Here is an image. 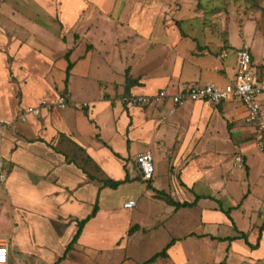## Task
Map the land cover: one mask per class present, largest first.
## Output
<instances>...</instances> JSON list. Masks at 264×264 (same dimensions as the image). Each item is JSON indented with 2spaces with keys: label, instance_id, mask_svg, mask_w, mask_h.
Here are the masks:
<instances>
[{
  "label": "rangeland",
  "instance_id": "obj_1",
  "mask_svg": "<svg viewBox=\"0 0 264 264\" xmlns=\"http://www.w3.org/2000/svg\"><path fill=\"white\" fill-rule=\"evenodd\" d=\"M60 2L61 0H46L45 4L43 0H0V219L14 218L10 211H7L6 216L2 214L3 206H11L12 212L17 211L20 214L16 197L19 194V189L17 187L10 189L7 186V181L13 180L11 184L16 183L21 186L20 183H26L38 187L46 197L51 199L52 205L58 204L59 208H61V203L64 200H69L71 195L73 196L74 188L78 190L82 186L80 191L82 198L77 196L81 207L73 213L77 218L83 217L84 213L90 212L95 200L98 199V205L101 210L115 213L113 216L114 222L131 217L133 224L138 220L140 222L145 219L141 224L144 223L149 226L155 217L165 216L170 207L161 199H149V189H146L147 183L138 176L135 165V152L142 149V144L139 142L132 144L129 150L130 153L128 152L129 154L124 159L117 156L108 157L109 159L115 158V160H109L104 155L99 158L102 151H99L100 149L93 145V153L97 154L95 159L107 166L106 173L108 176L89 159L85 154V150L78 145L79 143H75L70 137H65L60 132H57L53 139L45 144H40L39 139L34 138L41 134L44 125H47V127L51 126L50 128L55 131L58 129L55 123H43L41 110L46 109L48 111L53 109V107L60 106L44 107L40 105V102L56 101L58 96H63L67 101L65 105L68 106L70 103L71 105L69 108L57 113L59 117L65 119V122L61 123L62 127L66 125L71 129L75 126L81 127L78 110L81 109L87 112L86 115L89 117V114L94 109L99 108L98 105L102 102L98 100V97L103 90V86L98 85L96 79L117 80L119 74L112 73L113 69L118 70L128 65L130 58H133L132 71L134 74L143 72H148L150 76L168 74L179 53L184 55L186 50L188 48L192 49L195 44L202 48L210 49V52L218 54L216 56L220 59L227 58L230 53L232 56H236V52L239 49L246 48L249 50L251 68L253 67L255 74H262L263 78L264 0H124L125 17L123 19L127 23L130 21L128 24H120L122 19L118 21L119 24H114L111 19H105L102 25L99 15L94 17L95 20L90 18L86 22L91 26L90 32L104 38L106 43L102 42V44L96 46L99 51L94 52L91 58L85 61V63L89 62L87 65L84 64L82 59L78 60L77 69L74 76L67 83L66 90L63 82L67 62L64 64L63 53L73 46L70 40H73L74 37L71 33L68 42L66 41L67 33L60 31L61 22L58 20L57 14L52 12L53 8H57ZM134 2L135 4H141V10L146 8L150 11L148 20L152 23L155 20L158 42L163 41V36H159V30L165 31L166 34L169 32L172 41L167 46H165L166 43L155 44L154 50L149 53L144 52V45L141 44L143 40L140 36L136 38V32L132 29L131 16L126 12ZM72 4L75 5L73 1ZM115 8L116 6L113 12L116 11ZM139 14L141 15L142 12L140 11ZM148 20L146 19L144 23L149 22ZM86 23L81 31H77L75 37L81 36V32L87 26ZM152 23L149 22V26ZM147 28L148 26L146 30ZM177 29L182 36L190 41L183 40L175 48H171V46L176 44L174 43L176 35L173 30L178 31ZM54 31H57L58 34L57 32L54 33ZM133 33L135 35H132ZM126 35L130 36L127 37ZM59 37L64 38L63 42L65 45L61 39L59 40ZM125 39H129L130 42L125 44ZM84 46H87L86 38L73 50V59L78 57ZM107 47L108 49L111 47L114 52H109V56L106 57L102 55L101 50L103 51V48ZM196 50L198 52L201 51ZM227 60H232V58L229 56ZM220 61L223 64L224 60ZM222 64L220 70H224ZM234 67L236 74V61ZM88 68L91 73L90 78L83 76L84 70H88ZM217 87L222 86L218 85ZM82 101H89V107H84L83 103H81ZM86 102L84 103L85 105ZM207 104L210 106V110L217 106L214 103ZM34 107H38L40 113L26 112L28 108L33 109ZM210 110L205 114L207 119L203 124V132H201L203 136L193 140L198 146H206L207 151L212 150L214 147L219 148V152L215 149L214 152L227 158L226 165L229 166L231 162L234 163L233 159L238 155L233 145L236 141V137L233 134L235 122H229L228 119L222 117L224 116L223 112H219L220 118L217 115L212 116L210 115ZM112 113L113 110L109 106L106 107L94 117V123L99 126L97 131H100V136L111 145L115 152H126V145L118 132L119 130L115 132L117 127L112 118ZM189 121L190 119H188L187 123ZM89 126L94 131L93 126ZM89 126H84L88 132L90 131ZM63 132H67V130ZM92 135L94 136L93 133ZM49 136L50 134L48 133L46 137L48 138ZM90 139L96 140L92 137ZM254 140L258 148L255 137ZM79 141L81 142L82 139L80 138ZM122 149L124 150L121 151ZM258 150L260 149L252 151L255 162L250 180L259 187L262 185L264 187V175L260 169L261 158ZM262 150L264 151V149ZM47 151L48 153L59 154L60 163L58 164L55 160L53 164L47 162L46 159L52 160L50 156L45 155ZM30 153H32L30 157L33 161L27 155ZM152 156L154 165L153 185H159L163 190L167 187L172 192L173 187L170 188L171 184H175L178 187V183L181 181V178H179L180 170L167 171V163L163 165L160 156L157 157L153 154ZM166 156L167 161L176 162L172 158L175 156L174 153H171L170 157L169 155ZM124 160L126 165H129L128 168H126V165H123L124 168L120 165L121 161ZM65 163L71 167L66 166ZM237 169L240 170L239 168ZM126 173L130 178L129 181H123L116 188H101L102 180L110 178L115 180L113 176L123 177ZM239 176L237 172L235 177ZM79 177L83 178V181H78L81 180ZM124 178H121V181ZM241 178H244L243 173ZM171 180H174V183ZM237 183L238 181H236V189L238 190ZM75 184H77V187H74ZM233 189L232 194L236 198L239 190L236 192L235 188ZM222 191L217 195L218 197H220ZM2 192L4 193L2 194ZM57 195L62 197H54ZM174 197L180 199L178 195ZM239 199H242L241 196ZM127 200H134L136 205L130 209H123L122 204ZM222 201L225 203L224 199ZM260 201L262 199L249 197L244 202L243 207L232 210L233 219L229 210L231 219L225 214L227 221L222 223L218 229L220 239L232 238L244 233L247 243L250 242H248V234L250 240L254 236H258L257 240L255 238V241H253V243L258 244L261 238L259 232L262 230L261 227L264 220V211L261 209ZM225 204L228 206L227 203ZM244 208H246L245 211H243ZM188 211L189 209L181 211L183 220L186 222L190 221V219L185 217L187 213H184ZM176 215L173 214L169 220L171 223H174ZM180 216L181 214L178 215V220ZM74 221L76 220L73 215L64 214L53 218L51 224L56 230L62 232L61 239H63L64 229L73 224ZM15 223L17 224L18 221L15 220ZM164 231L165 229L162 228L158 237L164 235ZM92 238L94 239V237ZM108 238L105 237V241H102L105 243L102 244L106 247L111 245ZM147 240L145 238V244H142L143 250L141 252H145V254L139 256L142 261L158 251L154 248L158 244V239L155 238L153 243H148L149 240ZM241 240L245 241L244 238ZM224 241L231 245L235 240L230 241L227 239ZM57 250H53L52 253H56ZM129 252L132 254V246L129 248ZM91 256L95 258L99 255L93 252ZM105 259L107 258L103 257L100 260Z\"/></svg>",
  "mask_w": 264,
  "mask_h": 264
},
{
  "label": "crops",
  "instance_id": "obj_2",
  "mask_svg": "<svg viewBox=\"0 0 264 264\" xmlns=\"http://www.w3.org/2000/svg\"><path fill=\"white\" fill-rule=\"evenodd\" d=\"M72 1L75 5L72 4ZM43 2L45 3L46 0H43ZM135 2L126 12L131 16L132 29L136 32V35L134 33L132 35H135L136 38L140 36L143 40L141 44L144 45V52L149 53L154 50L155 44L166 43L165 46H167L172 41L169 32L166 34L165 31L159 30V36H163V43L158 42L155 20L153 23L148 20L150 18V11L146 8L141 10V4H135ZM123 4L124 0H61L58 7L53 8L52 12L57 14L58 20L61 22L60 31L67 33L66 41L68 42L71 33L74 37L73 40H70L73 46L63 53L65 55L68 52L69 58L73 62L68 82L74 76L78 60L82 59L84 64L87 65L89 62L85 63V61L89 60L94 52L99 51L96 46L106 41L101 36L90 32L91 26L86 22L90 18L99 15L101 23L105 19H111L114 21V24H119L118 21L122 19L120 24H128L130 21L127 23L123 19L125 17V7H123ZM115 6L116 11L113 12ZM140 11L142 12L141 15L139 14ZM146 19L152 25L149 26V22L144 23ZM84 22L87 26L81 32V36L75 37L77 31H81L84 27ZM147 26L148 28L146 30ZM178 31L173 30V33L176 35L174 37V43L176 44L175 46L170 45L171 48H175L183 40L190 41ZM56 32L54 31V33ZM130 35L126 36L129 37ZM84 38H86L87 46H84L83 51H80L78 57L73 59V50ZM60 39L65 45L63 42L64 38L59 37ZM128 42H130L129 39H125V44ZM196 49L201 51L198 52ZM101 52L103 56L107 57L109 56V52H114V50L111 47L110 49L107 47L103 48ZM216 55L218 54H212L210 49L206 47L202 48L195 44L192 49L188 48L184 55L179 53L175 62L172 64L171 70L168 71L170 73L155 74V76H150L148 72L134 74L132 71L133 58L129 57L130 61L128 65L118 70L113 69L112 73L119 74L117 80L96 79L98 81L97 84L103 86V90L98 97V100L102 102L98 105L99 108L94 109L89 114V117L86 115L87 112L81 109L78 110L81 127L75 126L72 129L68 125L62 127L61 123L65 122V119L59 117L57 113L69 108L71 103L68 106L64 104L60 107H53V109L48 111L46 109L41 110L43 123H55L56 127L60 130L62 129V131L58 129L55 131L50 128L51 126L47 127V125H44L42 131L45 132L41 131V134L34 137L39 139L40 144L49 143L57 132H60L65 137H70L75 143H79L78 145L85 150V154L89 159L105 173L107 166L103 162L101 163L95 159V155L97 154L93 153V145L99 148V151H102L99 158L104 155L109 159L115 156L114 153H117L120 158L124 159L130 153L129 150L132 144L139 142L143 147L135 152L136 155L148 150L154 156H160L163 165L167 163V171L180 170L179 178H181V181L178 183V187L175 184H171L170 188L173 187L172 192L167 187L163 190L159 185L154 186V182L152 181L154 175L151 180L145 181L147 183L146 189H149L148 198L151 200L161 199L167 203L166 199L158 193L164 192L175 201L193 202L191 206L175 209L174 206L167 203L170 207L168 213L165 216L155 217L149 226H146L144 223L141 224L145 219L140 222L138 220L133 224L131 217L126 218V220L120 219L114 222L113 216L115 213L113 211L105 212L99 208L94 217L83 225L73 246L74 248L66 254L64 259L57 262L77 231V220L85 218L91 212L84 213V216L82 215L83 217L80 218H77L73 214L81 207L78 197L82 198L80 192L82 186L78 190L74 188L73 196L71 195L69 200H64L61 203V208H59L58 204L53 206L51 199L46 197L38 187L26 183H20L21 186L16 183L11 184L13 180H8L7 186L10 189L16 187L19 189V194L16 197L19 203L17 208L20 210V214L17 211L12 212L11 206H3L2 208L1 212L3 215L6 216L7 211H10L12 216L14 215V218L7 219L8 221L0 219V238L6 241L7 247V260L3 264H143L155 253L163 250L172 239H174V242L166 250L167 257L158 258L156 261L148 264H264V220L262 222V230L259 232L261 238L258 244L253 243L255 238L257 240L258 236H254L250 240L248 234V242L250 241L251 243L249 242L247 244L241 240L242 238H238L240 236L239 234L236 235L237 238L230 245L227 241L220 240L218 235L220 225L227 221L225 219L226 215L221 211V208L230 210V216L233 219L232 210L243 207L244 202L249 197H255L256 199H262L260 206L264 211V187L263 185L259 187L250 180L255 162L252 151L258 149L254 140V137L256 139V126L255 123H249L245 120L247 112L243 104L238 100L223 101L216 104L218 107L214 106L210 110L211 108L207 104L209 102L186 101L170 112L173 104L168 98L161 101L153 100L146 104H137L131 101L133 97L154 95L161 89L171 94L191 84L212 83L216 86L226 85L233 80L236 71V69L234 70L236 56H232L230 53L229 56L232 60L228 61L227 58L229 56L225 59H220ZM220 60H224L223 64ZM221 64L224 70H220ZM218 70L222 72H218ZM90 74L88 68V70H84L83 76L90 78ZM259 76L263 75L259 74ZM69 100L71 101L70 98ZM258 100L261 107V116L264 118V92L259 95ZM85 102L82 101L81 103L84 105ZM88 102H86L84 107H89ZM108 106L113 110L111 115L117 127L115 132L119 130L118 132L121 134L126 145V152L123 151L124 149L121 150L123 152H115L111 145L100 136V131H97L99 130V126L94 123V117L98 115L99 111L104 110ZM209 110L212 116L217 115L220 118L219 112H223L224 116L222 117L228 119L229 122H235L233 134L236 137V141L233 145L235 146V151H237V156L241 159V165L235 163V158L237 157L235 156L233 159L234 163L231 162L227 166V158L217 153L220 151L219 148L214 147L212 150L207 151L206 146H198L194 142V140L203 136L201 132H203V124L207 119L205 114ZM188 119H190L189 123H187ZM239 123L240 125H238ZM89 125L93 126L94 131ZM84 126H89L90 131L88 132ZM64 130H67V132H63ZM48 133L50 136L47 138L46 135ZM90 137L96 140H91ZM80 138L82 139V143L79 141ZM214 149L217 152H214ZM258 151L261 158L260 169L264 175V151ZM171 153L175 154L174 157L171 156L176 161L175 163L166 160V155L170 157ZM27 155L33 161L30 157L32 153ZM45 155L52 158V160L46 159L50 164H53L54 160L58 164L60 163L59 154L54 152L48 153L47 151ZM109 160H115V158ZM65 165L67 166L68 164L65 163ZM120 165L124 168L123 165H126L125 160L121 161ZM128 167L129 165L127 164L126 168ZM236 171L239 173V177H235ZM242 173L245 180L241 178ZM106 175L108 174L106 173ZM123 177L113 176L115 180H121ZM79 178L81 180L78 181H83V178ZM102 181L101 188L103 187ZM236 181H238L239 193L235 198L232 191L235 188L236 192H238L236 189ZM171 182L174 183V180H171ZM74 187H77V184ZM221 191L222 194L218 197L217 195ZM175 195H178L180 199H176L174 197ZM240 196L242 199L238 200ZM54 197L62 196L57 195ZM222 199H224V202L228 206L223 203ZM127 201L134 202V200ZM122 208L125 210L128 209L123 206ZM187 209L189 211L184 213H187L185 217L190 219V221L188 220L189 222L183 220L181 213L182 210ZM64 214L73 215L76 221L64 229V238L61 239L62 232L56 230L51 223L53 218ZM173 214L177 215L174 223H171L169 220ZM179 214L181 216L178 220L177 217ZM14 219L18 221L17 224ZM131 228L133 229L129 232ZM162 228L165 229L164 235L158 237ZM143 236L144 240L145 238L149 240H147L148 243H153L155 238L158 239V244L154 247L158 251L144 261L139 257L145 254V252H141L143 250L142 244H145ZM105 237H109V243L111 244L109 247L103 245L105 243L102 241H105ZM131 246L132 254L129 252ZM53 250H57L56 253H52ZM93 252L98 253L99 256L92 258L91 254ZM100 256L101 258L104 257L107 259L100 260Z\"/></svg>",
  "mask_w": 264,
  "mask_h": 264
},
{
  "label": "built area",
  "instance_id": "obj_3",
  "mask_svg": "<svg viewBox=\"0 0 264 264\" xmlns=\"http://www.w3.org/2000/svg\"><path fill=\"white\" fill-rule=\"evenodd\" d=\"M238 58V59H237ZM237 72L233 80L222 86L217 87L212 83L205 84H191L186 85L175 93H167L166 90L161 89L156 94L150 96H136L131 99L134 103H148L150 101L164 100L168 98L173 108L186 101H206L209 103L218 104L223 101L238 100L240 101L247 111L245 120L253 122L256 126V143L258 148L263 151L264 149V118L261 116V107L258 100L259 95L264 92V77L255 74L253 67L251 68V59L249 50L246 48L239 49L236 52ZM66 99L63 96H58L56 101L46 102L41 101L40 105L50 107L53 105L63 106ZM85 105V104H84ZM27 113H38V107L33 109L28 108ZM25 113V114H27ZM235 163L241 165L239 156L235 158ZM135 164L138 171V176L144 180L149 181L154 175L153 156L150 151L145 150L140 152L135 157ZM135 203L133 201H126L123 203L124 208H133ZM7 260V247L6 241L0 238V264L5 263Z\"/></svg>",
  "mask_w": 264,
  "mask_h": 264
},
{
  "label": "trees",
  "instance_id": "obj_4",
  "mask_svg": "<svg viewBox=\"0 0 264 264\" xmlns=\"http://www.w3.org/2000/svg\"><path fill=\"white\" fill-rule=\"evenodd\" d=\"M64 59L67 62V67L65 69V79H64V82H63L64 89L66 90L67 89V83H68V78H69L70 70L73 67V62L70 61V59H69V53L68 52L65 53ZM258 76H259V74H258ZM114 155L117 156V157H119V155L117 153H114ZM129 180H130V178H129V176L126 173L125 178L122 181L121 180L106 179V180H103L102 182H103V187L116 188L123 181H129ZM158 193L161 195V197H164L166 199V201H167L168 204L174 206L175 209L180 208V207H189V206H191L193 204V202L190 203V202H186V201L185 202L175 201L168 194H165L164 192H158ZM98 209H99L98 199H96L95 202H94V204H93V207H92L91 212L85 218H83L81 220H77V231L74 234V236L71 239V241L67 244V246H66L63 254L58 258L57 262H59L62 259H64L66 257V254L68 252H70L74 248L73 246H74V244H75V242H76V240H77V238H78V236H79V234H80V232H81V230L83 228V225L89 219H91L92 217H94V215L96 214V212L98 211ZM221 211L224 212L228 216L229 219H231L230 216H229V210H224V209L221 208ZM133 228H134V226H133ZM133 228H131L129 232H131ZM235 238L236 237H232V238L226 237V238H222L220 240L224 241V240H227L228 239V240L231 241V240H235ZM238 238H244V240H245L244 242L247 243L246 236H245L244 233L240 234V236ZM173 242H174V239H172L171 242H169L163 248V250H161L160 252L155 253L151 258H149L148 260H146L143 264L152 263V262L156 261L158 258H165V257H167L166 250H167V248ZM247 244H249V243H247Z\"/></svg>",
  "mask_w": 264,
  "mask_h": 264
}]
</instances>
